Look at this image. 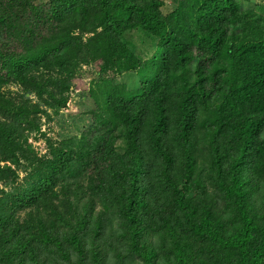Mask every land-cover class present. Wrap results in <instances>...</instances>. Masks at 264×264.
<instances>
[{"label": "trees", "instance_id": "16d2710c", "mask_svg": "<svg viewBox=\"0 0 264 264\" xmlns=\"http://www.w3.org/2000/svg\"><path fill=\"white\" fill-rule=\"evenodd\" d=\"M244 2L0 0V264H264V16ZM89 63L93 124L37 157L27 133Z\"/></svg>", "mask_w": 264, "mask_h": 264}, {"label": "rangeland", "instance_id": "374dc122", "mask_svg": "<svg viewBox=\"0 0 264 264\" xmlns=\"http://www.w3.org/2000/svg\"><path fill=\"white\" fill-rule=\"evenodd\" d=\"M163 5L160 7V10L163 14H167L169 11L173 10L177 6V0H160ZM264 5V0H248V2H244L241 8H250L252 9L253 16L254 14L259 16L262 14L264 16V11L258 9L255 4ZM241 27L239 25L236 28L230 29V31L238 32ZM131 41V45L133 46V51L137 53L141 57H147L150 55L151 50L155 46L157 40L150 39L146 33L140 30H133L131 33L127 34V37ZM98 63H89L83 64L78 69V75L73 80V84L69 92L67 93V102L63 108H57V113H52V110L47 106H42L45 108L46 112L50 114L49 117H45L41 115L40 123H38V130L28 132L27 143L30 144L33 153L42 159L52 158L53 157V149L57 145H59L60 141L64 138L76 135V138H80L83 131H85L86 127L93 124V119L90 111L94 109V102L88 95V88L92 86L93 81L98 77L96 74ZM111 76V75H109ZM114 82H123L129 88L132 87V84L136 82V76L134 73H122L116 74L113 77ZM1 90L6 92H16L19 91V85L14 82H5L2 84ZM100 128V126H99ZM99 131H92L90 134L95 136L96 133H100ZM264 132V130H263ZM89 134V135H90ZM51 140V141H50ZM82 141V147L87 142V138ZM117 142V141H116ZM120 144V141L117 142ZM51 144V145H50ZM61 146V145H60ZM63 150L69 151H78L77 146L75 144H69L62 146ZM75 155L70 156L71 165H73V158ZM77 160H74V166L76 165ZM202 172L201 177L202 181L206 178L205 171L200 169ZM88 173V171H86ZM85 172V173H86ZM19 178L23 176L22 171H18ZM63 180H59L58 189L63 184ZM3 184L0 182V187ZM210 188L205 190L208 193ZM192 194V193H191ZM25 212L21 213L24 215Z\"/></svg>", "mask_w": 264, "mask_h": 264}]
</instances>
